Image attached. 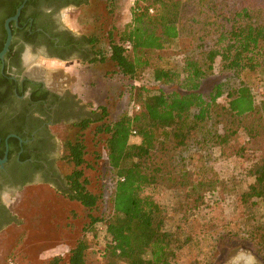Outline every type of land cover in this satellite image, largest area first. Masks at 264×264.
<instances>
[{
  "label": "trees",
  "instance_id": "16d2710c",
  "mask_svg": "<svg viewBox=\"0 0 264 264\" xmlns=\"http://www.w3.org/2000/svg\"><path fill=\"white\" fill-rule=\"evenodd\" d=\"M94 2L100 13L92 16ZM83 5L91 18L87 40L97 55L92 62L111 64L103 75L108 85L90 84L100 102L97 114L65 136L64 162L71 170L70 189L62 195L85 207L89 221L66 254L44 264H87L85 236L98 225L105 228L101 255L108 264H178V251L191 236L181 243V227L162 229L167 213L156 180L171 187L189 174L192 155L215 157L241 135L246 150L264 143V0H136L132 22L121 28L115 21L108 30L116 0ZM179 40L183 49L152 64L150 52L170 50ZM211 79V88H204ZM133 102L141 110L131 114ZM262 162L250 169L253 177L264 172ZM88 170L98 174L99 189ZM214 173L207 185L220 182ZM260 189L264 201V184ZM239 200L245 210L257 204L250 187ZM225 229L228 243L248 245L264 261V223Z\"/></svg>",
  "mask_w": 264,
  "mask_h": 264
},
{
  "label": "rangeland",
  "instance_id": "374dc122",
  "mask_svg": "<svg viewBox=\"0 0 264 264\" xmlns=\"http://www.w3.org/2000/svg\"><path fill=\"white\" fill-rule=\"evenodd\" d=\"M135 1L116 0L117 14L107 16L104 30H108L110 23L115 21L121 28L131 23ZM96 5L98 4H94L91 13L88 12L89 15L93 16V12L100 13L95 9ZM85 8L82 5L79 10L81 15L74 16L73 26L78 30L82 28L87 35L91 18L89 21V15L84 13ZM185 45V41L179 40L170 50L152 51L148 55L154 66L164 64L171 53H176ZM128 54L131 59L134 58L132 51ZM106 66L91 62L90 65L73 69L79 70L86 77L87 92L84 96L85 100H92L90 107L95 105V89L90 84L93 87L108 85V80L104 79ZM108 67H111V64ZM96 77L98 81L91 82ZM211 81L203 87L210 89L215 79ZM140 83L141 80L135 82L138 86ZM261 88L263 89V86ZM129 110L131 111V105ZM74 134L75 130L69 127L62 135L73 137ZM245 138L239 136L222 151L216 150L215 157L212 158H203L201 154L192 155L187 166L189 174L181 177L179 182L172 183L171 187L161 178L156 180L160 187L157 198L165 206L167 213L162 229L175 230L177 226L181 227L178 231L181 243L187 241L188 235L191 236V241L178 251V264H231L238 258L250 262L257 260L264 264L248 245L228 243L227 231H222L229 227L234 232L233 230L246 223L250 226L257 222L264 223V201L260 189L264 184V172L259 178L250 173V169L264 159V143H252L246 150ZM263 165L264 162L260 163V166ZM70 170L64 160L58 161L56 171L60 182L30 185L17 197L14 205L17 222L11 223L0 232V264H44L54 256L66 254L72 244L83 237L81 228L89 221V211L78 202L70 201L62 195L63 191L70 189L67 180ZM214 172L220 182L207 185L215 178ZM87 174L92 178L93 185L99 189L96 179L98 174L90 170ZM198 183V187L193 191L192 184ZM200 183L204 185L201 186ZM248 187L257 204L245 210L241 207L239 196ZM201 194L203 199L199 200ZM68 223H71V228L67 226ZM85 239L89 246L86 251L87 264H108L106 258L101 255L107 243L104 226L98 225L94 231L86 234Z\"/></svg>",
  "mask_w": 264,
  "mask_h": 264
},
{
  "label": "flooded vegetation",
  "instance_id": "af4514ba",
  "mask_svg": "<svg viewBox=\"0 0 264 264\" xmlns=\"http://www.w3.org/2000/svg\"><path fill=\"white\" fill-rule=\"evenodd\" d=\"M83 1L0 0V52L8 20L12 31L0 59V232L17 222L14 205L26 187L60 182L63 132L97 114L85 100V85L82 92L76 86L80 71L73 70L97 58L83 29L73 26ZM231 264L260 262L238 258Z\"/></svg>",
  "mask_w": 264,
  "mask_h": 264
},
{
  "label": "water",
  "instance_id": "95a60500",
  "mask_svg": "<svg viewBox=\"0 0 264 264\" xmlns=\"http://www.w3.org/2000/svg\"><path fill=\"white\" fill-rule=\"evenodd\" d=\"M21 7L19 8L17 15L15 17H13L14 20H17L18 19V15L20 13ZM9 21L10 20H8L6 22V30H7V33H8V38H7V41H6L5 45H4V48L0 52V59H3L4 58L5 54L7 53L8 49H9V46H10V43H11V40H12V31H11V28H10Z\"/></svg>",
  "mask_w": 264,
  "mask_h": 264
},
{
  "label": "crops",
  "instance_id": "0c3cea01",
  "mask_svg": "<svg viewBox=\"0 0 264 264\" xmlns=\"http://www.w3.org/2000/svg\"><path fill=\"white\" fill-rule=\"evenodd\" d=\"M86 83H87V80H86L85 75L80 73L79 76H78V82L76 84L77 88H79V91L82 90V86L86 85ZM88 101H90V103L92 102V100H88ZM99 104H100V102H96L95 101V105L93 107H91V111L97 110V107H98ZM97 112H98V110H97ZM91 117H93V116H91ZM134 142L138 143L139 142V138H134Z\"/></svg>",
  "mask_w": 264,
  "mask_h": 264
},
{
  "label": "built area",
  "instance_id": "2783aa9c",
  "mask_svg": "<svg viewBox=\"0 0 264 264\" xmlns=\"http://www.w3.org/2000/svg\"><path fill=\"white\" fill-rule=\"evenodd\" d=\"M125 46H126V49L128 51L132 50V45L129 42ZM140 110H141V105L140 104H137V103H134V102L131 104V111H130L131 114H133L135 112H138Z\"/></svg>",
  "mask_w": 264,
  "mask_h": 264
}]
</instances>
